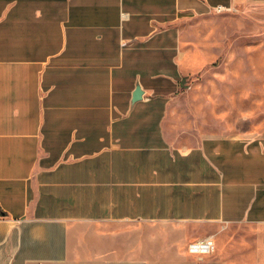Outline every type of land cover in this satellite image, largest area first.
I'll return each instance as SVG.
<instances>
[{
    "label": "crops",
    "instance_id": "0c3cea01",
    "mask_svg": "<svg viewBox=\"0 0 264 264\" xmlns=\"http://www.w3.org/2000/svg\"><path fill=\"white\" fill-rule=\"evenodd\" d=\"M242 1L0 0V264H222L190 245L264 226V137L169 138L184 24Z\"/></svg>",
    "mask_w": 264,
    "mask_h": 264
},
{
    "label": "rangeland",
    "instance_id": "374dc122",
    "mask_svg": "<svg viewBox=\"0 0 264 264\" xmlns=\"http://www.w3.org/2000/svg\"><path fill=\"white\" fill-rule=\"evenodd\" d=\"M193 64L168 116L170 141L264 137V0L184 24ZM213 255L222 264H264V226H216Z\"/></svg>",
    "mask_w": 264,
    "mask_h": 264
},
{
    "label": "built area",
    "instance_id": "2783aa9c",
    "mask_svg": "<svg viewBox=\"0 0 264 264\" xmlns=\"http://www.w3.org/2000/svg\"><path fill=\"white\" fill-rule=\"evenodd\" d=\"M222 10V8H218V11ZM4 216L0 215V218ZM190 249L193 251L200 252H211L214 250V240L212 238H208L206 240H201L196 243L190 245Z\"/></svg>",
    "mask_w": 264,
    "mask_h": 264
},
{
    "label": "water",
    "instance_id": "95a60500",
    "mask_svg": "<svg viewBox=\"0 0 264 264\" xmlns=\"http://www.w3.org/2000/svg\"><path fill=\"white\" fill-rule=\"evenodd\" d=\"M141 94H142V92H141L140 88H137L135 93H134V100L140 99Z\"/></svg>",
    "mask_w": 264,
    "mask_h": 264
}]
</instances>
